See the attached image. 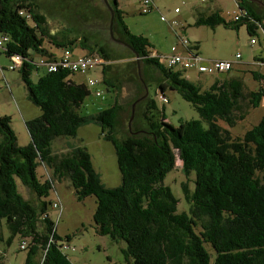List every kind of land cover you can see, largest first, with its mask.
<instances>
[{"label":"trees","instance_id":"1","mask_svg":"<svg viewBox=\"0 0 264 264\" xmlns=\"http://www.w3.org/2000/svg\"><path fill=\"white\" fill-rule=\"evenodd\" d=\"M100 1L76 0L73 11L84 6L87 12L75 21L87 24L93 17L99 29L105 25L108 29L110 13ZM108 3L114 11V31L144 64L141 71L154 73L156 68L159 91L176 90L200 118L175 126L165 120L149 94L140 101L133 124L128 127L126 123L122 137H118L121 105L117 100L99 112L79 114L90 93L88 85L76 82L71 77L74 73L63 68L44 70L36 81L31 80V70L42 68L33 55L54 57L45 39L52 49L72 50L79 41L86 55L97 54L107 62L102 64L107 78L111 56L104 41L97 38L100 42L94 39L89 44L85 35L63 36L58 41L35 0H0V35L8 36L1 52L8 58L22 56L17 70L28 99L41 111L25 121L30 141L23 146L17 143L10 118L0 116V227L4 221L10 232L6 243L15 235L29 239L26 264H74L66 253L69 244L62 242L49 216L53 202L48 197L55 182L69 180L78 200L95 197V231L115 242L124 241L121 252L126 264H264V114L242 135L234 136L219 124L233 127L244 120L248 106H259L264 99V74L252 72V78L261 81L253 90L245 91L240 76L216 78L202 88L184 78L181 70L167 68L151 56L148 38L128 29L118 0ZM238 8L250 20L241 17L236 22L247 23L251 33L254 29L249 22L259 23V14L248 0H238ZM196 24L230 25L217 12L198 18ZM90 123L98 124L103 138L114 146L121 176L118 186L102 183L85 146L68 143L62 152L52 150L55 138L75 136L78 127ZM176 158L187 177L181 187L188 212H177L178 199L163 184ZM191 173L193 190L188 184ZM19 184L32 193L31 199L21 194Z\"/></svg>","mask_w":264,"mask_h":264},{"label":"rangeland","instance_id":"2","mask_svg":"<svg viewBox=\"0 0 264 264\" xmlns=\"http://www.w3.org/2000/svg\"><path fill=\"white\" fill-rule=\"evenodd\" d=\"M75 1L35 0L36 4L39 5V12L46 16L49 32L56 35V40L62 41L63 36L71 39L74 36L85 35L89 40V44H92L94 39V41L100 42V39L97 38H101L106 44V49H109L107 54L111 56V60L108 63L109 68L107 71L109 75H107V78L102 71L103 65L101 64L87 70L84 74L75 73L71 75L76 82L85 81L86 83L89 78L96 81L93 85L88 86L90 93L81 103L79 114L89 115L99 112L111 106L117 100L121 105L118 116V137L125 136V125L127 123L128 126L131 117L132 103L137 99L136 96L141 97L142 90L146 88V96L149 94L154 98L158 108L164 113L167 122L177 126L181 121L200 118L191 103L184 100L176 90L166 88L164 95L167 100L163 101L162 93L159 90L156 92L158 88L156 82L159 75L157 69L154 68V73L146 70L147 73H143V77L140 69L144 64L136 60L128 47L110 37L109 30L106 28L107 25L104 24L105 28L99 29V22L94 20L93 17L92 20H88L87 24L75 21L84 18L85 12H87V10H84V6L82 8L76 6L75 11H73ZM88 1L91 3V0ZM96 1L93 0V2ZM159 2V10L148 13L140 12L136 0H124V3L121 4L124 9L123 20L128 29L134 34L147 37L156 48L160 49L154 48L155 50L162 53L168 52L172 45L178 41L176 34L179 33L180 43L182 39L185 40V43L189 40L198 44V51L203 59L234 61V55L239 53L241 58L237 59L236 64L234 63V68L260 69L259 64L254 62L255 58H264V37L261 36L262 34L260 35L259 31L255 35H249L244 24L237 30L232 27L226 28L223 25L210 28L195 24L200 13L209 14L214 11H218L226 20H230L234 12L239 11L234 0H160ZM175 7H178L180 12H174ZM161 15L164 16V19H161ZM171 21H176L178 25L171 27ZM181 25H184L183 30ZM63 28H70L71 31L64 32ZM112 32L115 38H121L120 34L115 33L114 28ZM250 38H254L256 43L251 44ZM44 45L48 49H52L50 40L45 39ZM60 50L61 48L53 47L54 52L59 53ZM72 50L78 53L85 52V50L80 49L79 41L72 46ZM33 56L36 60L42 58L39 54ZM137 62L141 67L139 69L140 75L137 70ZM10 63V58L0 53V116L10 118V126L16 135L17 143L23 146L30 141L25 121L40 115L41 111L37 105L28 99L27 88L18 70L8 69ZM261 69L264 71L263 67ZM234 71L231 69L229 73L220 74L221 76L204 74L200 75L201 77L191 72L189 80L197 84L200 82L205 86L203 88H207L216 78L236 75ZM2 72H4L5 78L2 76ZM43 72L42 68L32 69L30 73L31 80L36 81ZM241 76L245 85H247L245 91L259 87L260 82L253 80L249 71H245ZM105 78L115 88L111 84H107V81H104ZM141 100L137 101L133 107V117L129 126L133 124L136 118L135 112L139 109ZM246 113L244 120L238 121L233 127L226 126L222 121H219V124L227 127L234 136L242 135L245 130L256 124L264 114V99L256 108L248 106ZM68 143L86 147L92 165L105 186L115 187L120 184L121 176L117 166L114 146L110 141L103 138L98 124L90 123L78 127L75 136L55 138L52 142V150L62 152ZM176 160L175 167L164 174L163 184L169 186L178 199L177 212H188L189 204L184 199L181 187V183L186 181L187 177L182 172L181 160L179 158H176ZM193 178L194 175L191 173L188 179L191 190L194 188ZM19 191L27 199L33 197L32 193L20 184ZM48 199L51 202H59L58 208L53 206L49 208V216L54 222V228L61 237L62 242L69 244L66 253L72 263L126 264L121 252V248L125 247L124 241L115 242L108 235H101L95 231L93 220L94 196L91 195L78 200L70 181L61 180L55 182V190H51ZM0 232L2 234V240H0L1 264H26L29 239L15 235L9 243H6L10 232L4 221L0 227ZM65 236H70V239H66ZM22 242H24L25 248L20 247Z\"/></svg>","mask_w":264,"mask_h":264},{"label":"built area","instance_id":"3","mask_svg":"<svg viewBox=\"0 0 264 264\" xmlns=\"http://www.w3.org/2000/svg\"><path fill=\"white\" fill-rule=\"evenodd\" d=\"M140 3V12L147 13L153 7V0H138ZM238 7V0H235ZM239 9V8H238ZM179 9L176 8L175 12ZM22 13V10L19 12ZM246 11L239 9V11H235L232 19L234 21H239L241 17H246L247 20H250L249 17L246 16ZM175 23V22H174ZM176 24V23H175ZM8 41V36L1 35L0 37V49L3 48L5 42ZM255 41L254 38L251 39V43ZM185 44V40L182 41ZM151 56L159 57L155 53H151ZM236 58L240 57V54L237 53L235 55ZM164 59L165 65L169 68L177 67L183 71V76L186 79H190V73L194 72L197 75L201 74H215V73H223L231 70L233 68V62L230 60H214L209 63H203L199 56L188 55L184 56L182 54H172L165 57ZM11 63L8 65V69L17 70L21 65L23 58L19 54H13L10 56ZM106 61L97 55L88 54L84 56H71V50L69 48H63L62 54L59 57H42L37 60V65L46 69L47 71H55L59 68L67 69L71 72L84 74L87 70H91V68L95 67L99 64H104ZM107 63V62H106ZM1 68V67H0ZM96 81L89 78L86 81L88 86L93 85ZM99 94V92H97ZM162 100L165 101L167 98L165 96H161ZM52 206L58 208L59 202L54 201ZM21 248H25L24 242L20 245ZM65 248H69L66 246Z\"/></svg>","mask_w":264,"mask_h":264},{"label":"crops","instance_id":"4","mask_svg":"<svg viewBox=\"0 0 264 264\" xmlns=\"http://www.w3.org/2000/svg\"><path fill=\"white\" fill-rule=\"evenodd\" d=\"M160 0H153V7L148 11V12H150V11H153V10H159V2ZM201 1H205V0H201ZM249 1V4H250V6H251V9H253L254 10V12H256L257 14H259V16H260V22L258 23V22H249V24L251 25V26H253V31L250 33L249 32V30L247 29V23H243V22H240V23H237L236 21H234L232 18L230 19V20H226L225 19V17L222 15V14H220L218 11H214V12H217V13H219L226 21H228L229 23H230V25H228V26H225V25H223V24H217V25H215V26H209V25H206V24H199V25H205V26H208V27H210V28H215L216 26H218V25H223L224 27H232V28H236V30L237 29H239L243 24L245 25V28H246V31L248 32V34L249 35H255V34H257V31H259V33H260V35L262 36V37H264V0H248ZM234 2H235V0H234ZM124 3V0H118V7H119V9H121V11H123V13H124V9H123V7H122V5L121 4H123ZM136 3L138 4V8L140 7V3H139V1L138 0H136ZM235 4H236V6H237V3L235 2ZM176 8H178V7H175L174 8V12H175V9ZM179 9V8H178ZM147 12V13H148ZM177 12H180V9L177 11ZM214 12H210L209 14H202V13H200L199 14V16H198V18H204V17H206V16H208V15H210V14H212V13H214ZM162 16V18L161 19H164L163 17V15H161ZM197 18V19H198ZM196 19V20H197ZM176 23V21H171L170 22V26L171 27H174V26H176V25H178L177 23ZM237 23V24H236ZM195 24H196V21H195ZM173 25V26H172ZM197 25V24H196ZM181 29L183 30L184 29V25H181ZM179 33H177L176 34V36H177V38H178V41L176 42V44H174V45H172V47H171V49L168 51V52H166V53H162V52H159L158 50H160V49H158V48H156L155 47V45L152 43V42H150L149 41V43H150V49H149V52L150 53H155L157 56H159L158 57V60L160 61V63H162V65L163 66H166L165 65V63H164V59L162 58V57H165V56H168V55H172V54H182V55H184V56H188V55H195V56H199L200 58H201V61L203 62V63H209V62H212V61H214V60H220V59H203L201 56H200V54H199V51H198V49H199V47H198V44L194 41V42H190L189 40H187L186 41V43L184 44V43H182V39H181V43H180V36L178 35ZM68 39H70V38H68ZM72 39V38H71ZM251 39L252 38H250V42H251ZM256 43V40L253 42V43H251V44H255ZM127 47V46H126ZM158 49V50H155V49ZM50 50V49H49ZM51 52H53L54 53V57H59L61 54H62V51H63V48H61V50L59 51V53L58 52H54L53 51V49H51L50 50ZM72 52H71V56L72 57H76V56H84V55H86L87 53L86 52H84V53H78V52H73V50H71ZM0 53H2L1 52V49H0ZM237 54V53H236ZM235 54V55H236ZM97 55V54H96ZM235 55H234V61H232L233 62V68H232V70H235L234 72L236 73V75H230V76H240L241 78H242V76L241 75H243V73L245 72V71H249L250 72V75L252 76V72H258V73H260V74H264V71H262V67H263V69H264V58L263 57H261V58H255V64H259L258 66L260 67V69H258V70H254V69H250V70H248V69H243V68H234V63L236 64L238 61H237V59H240L241 58V55H240V57L239 58H236L235 57ZM136 57V56H135ZM111 60V59H110ZM223 60H225V59H223ZM109 63V62H108ZM167 67V66H166ZM141 67L139 66V69H140ZM167 68H169V67H167ZM176 70H181V69H179V68H177V67H174ZM41 69V68H40ZM43 70H46V69H44V68H42ZM173 69V68H172ZM175 69H173V70H175ZM138 70V69H137ZM141 70V69H140ZM148 70V69H147ZM150 71V70H149ZM182 71V70H181ZM231 70H229V71H227V72H223V73H215V74H217V75H219V76H221V75H223V74H225V73H229ZM145 72L147 73V71H146V69H145ZM141 73H143L142 71H141ZM192 73H194V72H192ZM106 74L107 75H109V72L107 71L106 72ZM221 74V75H220ZM241 74V75H240ZM182 75H183V71H182ZM197 75V74H196ZM201 75H204V74H201ZM2 76H3V78H5L4 76H5V74H4V72H2ZM158 76H160V75H158ZM198 76H200V75H198ZM184 77V76H183ZM201 77V76H200ZM200 77H198V78H200ZM185 78V77H184ZM197 78V79H198ZM221 79V78H220ZM243 79V78H242ZM254 80V79H253ZM109 81V80H108ZM107 81V84H111L110 83V81L108 82ZM257 82H259V81H257ZM261 82V81H260ZM84 83H85V81H84ZM211 84V83H210ZM209 84V85H210ZM199 85L203 88V87H205V86H203L202 85V83H200L199 82ZM208 85V86H209ZM260 85H261V83H260ZM260 85H259V87H260ZM111 86H113L114 87V85L113 84H111ZM245 87H246V89H247V85H245ZM145 90V89H144ZM159 89L157 88L156 89V92L158 91ZM165 94V91L162 93V96H165L164 95ZM144 95V94H143ZM138 96H136V98H137ZM139 98V97H138ZM145 98V97H144ZM143 98V99H144ZM164 114V113H163Z\"/></svg>","mask_w":264,"mask_h":264},{"label":"water","instance_id":"5","mask_svg":"<svg viewBox=\"0 0 264 264\" xmlns=\"http://www.w3.org/2000/svg\"><path fill=\"white\" fill-rule=\"evenodd\" d=\"M103 2H104V4L107 6V8H108V10H109V13H110L109 26H108V30H109V35H110V37H112L116 42H119V43H121V44L127 46L128 48H130L129 44H127L125 41H123V40H121V39H117V38H115V37L113 36V34H112L113 32H112V31H113V18H114V11H113V8L109 5L108 0H103ZM135 56H136V58H137V54H135ZM137 69H138V74L140 75V70H139V64H138V62H137ZM140 79H141V78H140ZM144 89H145V93H144V95H142L141 97L137 98V99L132 103V110H131V117H130V120H131L132 117H133V112H134L133 107H134L135 103H136L137 101L143 99V98L146 97V95H147V90H146V88H144ZM130 120H129L128 126H129V124H130Z\"/></svg>","mask_w":264,"mask_h":264}]
</instances>
